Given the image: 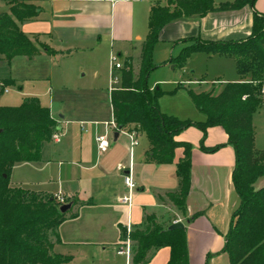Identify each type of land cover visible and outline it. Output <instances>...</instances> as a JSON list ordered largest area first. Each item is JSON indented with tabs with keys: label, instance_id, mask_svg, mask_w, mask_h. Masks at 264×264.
<instances>
[{
	"label": "crops",
	"instance_id": "crops-1",
	"mask_svg": "<svg viewBox=\"0 0 264 264\" xmlns=\"http://www.w3.org/2000/svg\"><path fill=\"white\" fill-rule=\"evenodd\" d=\"M26 1L37 6L39 12L34 18L17 21L16 24L40 51L32 58L16 56L10 62L16 58H26L29 62L47 63L48 60L59 57H79L70 66V73L85 70L81 57L89 58V67L97 73L100 67H107L109 55L113 51L123 63V68L125 61L129 60L133 71L134 57L141 59L144 43L139 47L137 43H142L143 37L147 36L151 6L166 4V0ZM226 1L233 0H214L217 5ZM1 6L7 10H1ZM9 8V0H0V13L9 12ZM255 13L264 15V0H256L253 6L245 4L236 10L180 18L163 26L156 45H167L171 58L174 51L178 54L189 44V41L182 42L185 39L215 42L244 40L252 32ZM42 45L49 47L53 53H46L42 50ZM197 54H203L208 61L219 58L225 60V64L229 60L234 63L229 56L204 52L192 53L188 60ZM3 58L0 55V62ZM161 61L154 63L155 69L173 64L169 60ZM175 68L173 64L171 70ZM0 73V81L11 79L15 82L14 87L22 89L21 78L13 75L10 68H0ZM241 79L242 77H238L231 81L238 82ZM163 92L169 95L171 91ZM34 97L41 106L49 108L51 117L59 127L56 132L60 138L42 145L38 161L18 162L12 169L43 172L46 182L52 184L53 190L24 188L21 186L26 183L23 178H19L15 186L59 196L64 203H73L65 214V220L56 228L57 238L54 235L50 237L53 253L71 257L64 264H131V245L129 255L120 252L124 251L126 244L122 230L125 229L128 235L136 229H142L146 226L148 217L162 228L177 221L183 223L189 264H219L218 260L225 264V258L229 264L227 254L220 250L225 242L231 215L239 205V197L231 177L234 165V150L231 145L225 144L218 150L207 153L198 147L196 135L194 133L192 137L189 128L175 137L178 141L193 144L190 190L185 202V212L182 213L168 198V194L178 187L176 163L183 155L182 147L175 150L172 162L154 163L146 159L149 141L138 129V144L135 147L130 148L123 135L117 134L114 138L113 133L108 150L99 153L95 137L105 127L103 131L101 127L92 126L87 130L81 121L66 120L64 116L57 118L51 111L50 103L42 104L37 96ZM175 116L184 118L178 113ZM133 127L130 125L125 128ZM141 136L144 139L140 145ZM224 143L226 134L221 127L207 129L205 146ZM128 168L135 182L130 208L118 201L126 190L122 176L128 172ZM263 186L264 175L254 183L255 189ZM216 204L221 208V226L215 219L217 215L213 207ZM194 213L200 214L191 219ZM168 258L169 248L160 247L149 253L144 264H166Z\"/></svg>",
	"mask_w": 264,
	"mask_h": 264
},
{
	"label": "trees",
	"instance_id": "trees-1",
	"mask_svg": "<svg viewBox=\"0 0 264 264\" xmlns=\"http://www.w3.org/2000/svg\"><path fill=\"white\" fill-rule=\"evenodd\" d=\"M255 1L233 0L217 5L214 0H166L165 5L151 6L138 74H133L131 62L126 60L120 70L119 86L110 89L114 122L122 128L136 125L135 129L146 135L149 141L145 154L147 160L157 164L170 163L175 150L183 148V155L176 163L178 187L168 194L182 213L190 190L192 146L175 137L188 127L196 126L202 131V151L211 153L225 144L233 147L231 177L239 205L231 215L220 250L227 254L229 264H264V186L254 188L256 180L264 175V150L254 149L252 127V114L263 102L264 15L254 14L252 32L244 40L185 39L182 42L189 41V44L169 59L175 67H182L195 52L225 55L234 60L241 81L225 83L216 94L188 90L197 110L205 115L204 121L182 120L161 112L158 98L164 92L159 87L151 90L146 80L156 68L152 54L163 26L184 17L236 10L245 4L253 6ZM9 4V12L0 13V55L7 60L16 56L32 58L40 50L16 22L34 18L39 9L26 0H9ZM41 48L46 53H53L45 45ZM14 84L11 79L0 81V94L5 87ZM213 126L224 130L226 143L207 147L204 139L207 129ZM57 129L49 108L41 106L36 97L27 98L18 106L0 104V264H64L71 258L52 252L49 235L57 238L56 228L65 220L66 214L59 212L61 203L56 197L10 185L14 164L38 161L42 145L52 140ZM126 236L123 229L122 237L125 239ZM128 237L131 264H144L149 253L160 247L169 248L166 264H189L185 228L167 230L148 217L146 226L130 232Z\"/></svg>",
	"mask_w": 264,
	"mask_h": 264
},
{
	"label": "rangeland",
	"instance_id": "rangeland-1",
	"mask_svg": "<svg viewBox=\"0 0 264 264\" xmlns=\"http://www.w3.org/2000/svg\"><path fill=\"white\" fill-rule=\"evenodd\" d=\"M1 10L7 9L1 6ZM145 38L144 36L142 43H137L138 47L145 42ZM167 49V45H156L152 56L153 64L162 62L161 60H169L170 53ZM113 52L116 54L115 51ZM176 55L177 53L174 51L173 57ZM188 58L182 67H176L175 70H171L173 64L169 67H159L152 70L147 76L146 83L151 90L158 85L161 91H173L176 86H179L172 94H163L158 98L159 110L172 116H175V113L181 114L184 118L179 119L182 120L202 122L205 120V115L197 110L188 90H192L194 93L216 94L225 83L234 82L231 80L240 77V75L237 73L232 60L226 64L225 60H219V58L208 61L203 54H197L190 60ZM81 59L85 70H74L70 73V66H73L72 63L79 60V57H59L51 61L48 60L47 63L29 62L26 58H16L10 62V60L3 58L0 62L1 70L10 68L13 75L21 78L22 89L18 90L14 86L5 87L8 90L0 94V102L10 106H18L25 99L37 96L42 104H51V111L55 117L64 116L66 120H78L87 130L92 126L93 128L101 127L103 131L105 123L112 122L110 88L119 86L120 71H111L110 55L107 67L106 65L100 67L97 73H94L89 67V58L81 57ZM139 60L137 56L134 57L133 74L135 76H137L139 69ZM114 78H117L116 82H112ZM262 89L261 98L263 102L252 114L254 149L256 151L264 150V84ZM188 128L192 131V137L195 133L196 142L200 148L202 131L196 126ZM143 139V136L139 137L140 145L143 143ZM191 146L193 148V144ZM19 178L25 180L26 183L21 185L24 188L43 191L53 190L52 184L46 182L43 172L12 169L10 185L16 187ZM58 201L61 204L64 203L59 199ZM213 209L217 215L215 219L221 226L223 224L221 208L216 204ZM50 237L51 234L49 239ZM127 237L128 235L126 241ZM218 261L219 264H222L221 260ZM225 264H228L226 258Z\"/></svg>",
	"mask_w": 264,
	"mask_h": 264
},
{
	"label": "built area",
	"instance_id": "built-area-1",
	"mask_svg": "<svg viewBox=\"0 0 264 264\" xmlns=\"http://www.w3.org/2000/svg\"><path fill=\"white\" fill-rule=\"evenodd\" d=\"M123 68V63L120 61L119 57L114 54L111 53L110 54V69L111 71H116V70H120ZM117 78H114L112 82H116ZM113 88V87H111ZM8 89H4V92H6ZM111 131V132H110ZM117 132L120 135H123L128 143H129V147L133 148L138 144V135H139V130L133 128L130 129H126L125 127H118L117 124L114 122V119L112 118V122L111 123H105V129L104 131L97 135L95 137V143H96V147L99 153H104L108 150L109 146H110V141H111V137L112 134ZM60 138V135L58 132L53 133L52 135V140L54 141H58ZM123 183L125 186V192L118 198V201L122 204V205H126L128 208H130L132 206V201H133V192L135 190V182L130 174V168H128V172L123 174ZM56 199L60 200L63 203V199L59 196L56 197ZM120 252H124L127 255L130 254V240L129 237H127V241L125 244V249L124 251H120Z\"/></svg>",
	"mask_w": 264,
	"mask_h": 264
},
{
	"label": "water",
	"instance_id": "water-1",
	"mask_svg": "<svg viewBox=\"0 0 264 264\" xmlns=\"http://www.w3.org/2000/svg\"><path fill=\"white\" fill-rule=\"evenodd\" d=\"M117 134H118L117 132L114 133V138L117 137ZM72 205H73L72 202H65L58 207V210L60 213H66L67 211H69L71 209ZM182 228H184L183 223L180 221H177V222L170 224L167 227V230L182 229Z\"/></svg>",
	"mask_w": 264,
	"mask_h": 264
}]
</instances>
